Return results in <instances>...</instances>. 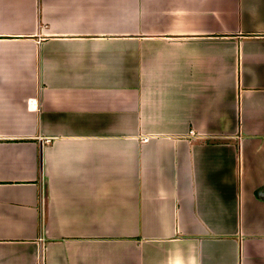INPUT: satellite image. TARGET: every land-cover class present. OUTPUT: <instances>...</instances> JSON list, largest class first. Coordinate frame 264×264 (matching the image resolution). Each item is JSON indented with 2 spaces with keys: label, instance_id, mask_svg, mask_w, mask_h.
<instances>
[{
  "label": "crops",
  "instance_id": "1",
  "mask_svg": "<svg viewBox=\"0 0 264 264\" xmlns=\"http://www.w3.org/2000/svg\"><path fill=\"white\" fill-rule=\"evenodd\" d=\"M262 188L264 0H0V264H264Z\"/></svg>",
  "mask_w": 264,
  "mask_h": 264
},
{
  "label": "trees",
  "instance_id": "2",
  "mask_svg": "<svg viewBox=\"0 0 264 264\" xmlns=\"http://www.w3.org/2000/svg\"><path fill=\"white\" fill-rule=\"evenodd\" d=\"M260 190H261V191H260ZM260 190H258V191L256 192L257 195H259V191H260V192H264V188H262V189H260Z\"/></svg>",
  "mask_w": 264,
  "mask_h": 264
},
{
  "label": "built area",
  "instance_id": "3",
  "mask_svg": "<svg viewBox=\"0 0 264 264\" xmlns=\"http://www.w3.org/2000/svg\"><path fill=\"white\" fill-rule=\"evenodd\" d=\"M190 135H194L195 133H194V131H190V133H189Z\"/></svg>",
  "mask_w": 264,
  "mask_h": 264
}]
</instances>
